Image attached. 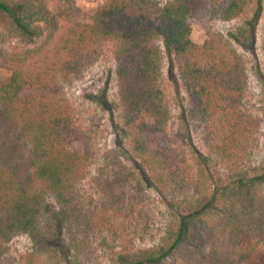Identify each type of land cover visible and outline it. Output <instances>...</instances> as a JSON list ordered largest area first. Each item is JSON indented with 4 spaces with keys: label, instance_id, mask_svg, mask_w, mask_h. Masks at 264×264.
<instances>
[{
    "label": "trees",
    "instance_id": "16d2710c",
    "mask_svg": "<svg viewBox=\"0 0 264 264\" xmlns=\"http://www.w3.org/2000/svg\"><path fill=\"white\" fill-rule=\"evenodd\" d=\"M54 1L51 9L45 0H0L5 32L37 40L44 34L40 23L48 31L36 49L6 53L0 48V66L12 71L8 81L0 77V256L24 233L35 246L25 264H44L47 250L50 258L59 255L66 264H86V234L99 228L102 236V225L123 213L129 191L115 194L110 206L80 194L77 182L86 155L66 147L74 126L57 96L63 75L74 76L111 41L125 120L136 136V149L149 152L152 180L169 197L167 213L175 216L160 243L121 253L115 264H248L264 242V164L254 174L238 168L260 123L241 111L247 67L237 45L256 52L263 0L253 13L247 10L250 0H105L89 23L77 19L75 0ZM243 14L245 20L227 34L212 32L203 43L192 38L194 22L229 21ZM160 41L179 68L189 118L206 127V144L228 168L217 180L210 174L199 184L179 170L169 147L146 145L153 134L166 140L169 113L160 85ZM26 86L31 92L21 96ZM197 158L205 160L202 152ZM195 190L202 196L194 199ZM130 202L135 213L139 203L134 196ZM245 234L249 239L242 244ZM64 237L68 242L55 244ZM106 240L103 236L101 244ZM202 246L208 251L198 257Z\"/></svg>",
    "mask_w": 264,
    "mask_h": 264
},
{
    "label": "rangeland",
    "instance_id": "374dc122",
    "mask_svg": "<svg viewBox=\"0 0 264 264\" xmlns=\"http://www.w3.org/2000/svg\"><path fill=\"white\" fill-rule=\"evenodd\" d=\"M45 1L51 9H54V0ZM104 1L75 0L77 19L88 23L93 22L97 6ZM158 1L164 4L169 0ZM257 4L258 0H250L248 12L253 13ZM245 18L246 14H243L229 21L213 19L207 24L194 22L192 38L198 43H203L212 32L220 31L227 34L228 31L240 25ZM40 24L44 34L37 40H29L18 34L12 35L0 28L4 36V39L0 40V48L6 53H11L15 49L21 52L25 49L38 48L48 34L45 25ZM159 43L163 50L160 85L169 113L163 134L166 140L153 134L146 145L148 147L150 144L155 149L169 147L173 151L172 155L175 157L174 161L179 170H182L185 176L198 180L199 184L205 183L210 174L212 179L217 180L220 174L228 172V168L206 144V127L189 118L187 113L189 95L181 79L179 68L176 64L174 65L163 42ZM237 48L245 55L247 67L241 111L256 117L260 123L256 131V139L249 144L248 155L238 168L254 174L260 172V167L264 164V79L262 78L264 77V0L263 13L257 24L256 52L251 53L238 45ZM117 66L114 44L107 41L100 53L86 62L74 76L63 75L66 80L59 88L61 97L57 94L69 108L74 126L72 142L66 147L70 150L79 149L86 155L79 171L80 179L77 182L80 194L86 200L110 206L107 202L115 199V194L122 191L130 193L129 197L122 202L121 212L123 213L102 225L101 228L104 230L102 236H98L99 228L95 232L86 234L90 251L86 264H115L116 258L121 253L152 247L160 243L175 220L174 215L167 213L169 197L164 196L158 190L156 182L152 180L154 166L151 167L146 160L149 152L142 153L136 149V136L125 120L127 114L119 88ZM11 73L10 69L0 66L2 81H8ZM29 92L31 87L26 86L21 91V96H26ZM141 139H143L142 135ZM195 151L198 154L202 152L205 160L200 162ZM192 189L190 187L187 194ZM183 190L184 187L181 191ZM195 195L194 199L199 195L202 196V192L196 191ZM130 196H134L139 203L135 213H133V207L128 206V203H131ZM139 212L142 218L139 217ZM119 227L121 230L117 229ZM116 232H119V236H115ZM103 236L107 239L104 241L105 246L101 244ZM248 239L249 235L245 234L241 243L245 244ZM63 242H68V238L64 237L60 241H55V244ZM184 249L186 251L185 247ZM184 249L182 248L183 251ZM34 250L31 236L24 233L18 234L8 243L6 252L0 256V264H25V256ZM199 251L200 253L195 254L198 257L208 251V248L202 246ZM49 252L50 250H47L42 256L44 264H66L59 255L53 254V258H50ZM175 257L179 258L180 253L177 252ZM248 264H264V242L258 245Z\"/></svg>",
    "mask_w": 264,
    "mask_h": 264
}]
</instances>
